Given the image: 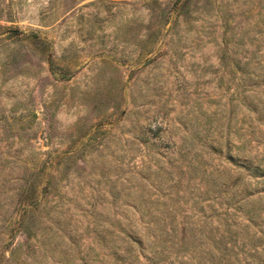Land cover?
<instances>
[{
    "label": "rangeland",
    "instance_id": "rangeland-1",
    "mask_svg": "<svg viewBox=\"0 0 264 264\" xmlns=\"http://www.w3.org/2000/svg\"><path fill=\"white\" fill-rule=\"evenodd\" d=\"M253 53L264 65V0H0V264L101 259L97 222L161 211L175 240L250 258L264 81L241 90L236 65Z\"/></svg>",
    "mask_w": 264,
    "mask_h": 264
},
{
    "label": "trees",
    "instance_id": "trees-1",
    "mask_svg": "<svg viewBox=\"0 0 264 264\" xmlns=\"http://www.w3.org/2000/svg\"><path fill=\"white\" fill-rule=\"evenodd\" d=\"M260 55L261 54L253 53V55L242 64L243 67L240 66V62H237V69L245 77V80H243L245 84L241 83L243 85L241 90H249L250 88V90H253L252 88L258 86L259 82L264 81V65H261L259 61ZM251 62L255 66H251ZM257 101L260 102V99H257ZM250 105L253 110L257 112L256 119L260 120L262 114L260 113V109L258 111L256 108L258 104L255 105L251 102ZM227 141L228 139H226V142ZM251 158L247 157L246 160L243 159L242 163L245 170L249 172L250 176L264 178V156L256 159L255 163ZM38 206V200L35 199L30 203L27 211L37 210ZM248 209L253 214L249 217L250 222H255L257 220L256 217L259 216L260 213L258 207L251 206ZM149 214H152V212ZM36 215L37 214H35L34 219H36ZM159 215L158 217L151 215L150 219L154 217L155 219L163 220L165 223L162 225L158 223L150 224L151 220L149 219L141 228L127 224V228H122V234L112 225L105 226L97 222L94 232L95 237L98 239L97 244L101 249H104L102 258L99 259L96 257L98 258L96 259L95 256H92L91 258H83L81 260L84 261V264L91 259L97 264H103V260L105 259L106 264H133L134 262H138V256H142L146 260H151L152 262H159L160 260L164 261L171 253H175L172 259L167 260L166 264H173L174 262H176V264H184L186 261L184 258L185 254H188L190 259H196V262H193L195 264H235L237 261L240 263L239 258H237L238 253L233 252L231 250L232 248H228V250L227 248H223V250L220 249L218 244L222 241L205 243L200 239H194L188 242L182 239L180 241L175 240V236H173L175 228L172 226L166 227L168 213L161 211ZM20 216V218H22L23 214ZM143 217L144 216H141V219H143ZM262 223H264V219L261 220L260 223H257V229H255V232L251 236V242L248 243L250 248L249 252H251L250 258L243 259L242 264H264V224ZM188 230L189 229L183 227L184 232ZM12 231H15V229H12ZM29 233L30 232L27 231V237H30ZM192 235L194 236L195 234L193 233ZM70 239L74 241L73 238ZM144 241H147V245H150L148 250L149 255L144 254ZM71 246L70 243V245L65 248L63 251L64 256L71 255ZM226 250L227 252L225 253L224 251Z\"/></svg>",
    "mask_w": 264,
    "mask_h": 264
}]
</instances>
